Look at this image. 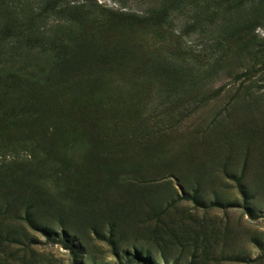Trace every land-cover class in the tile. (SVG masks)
<instances>
[{
    "label": "rangeland",
    "instance_id": "rangeland-1",
    "mask_svg": "<svg viewBox=\"0 0 264 264\" xmlns=\"http://www.w3.org/2000/svg\"><path fill=\"white\" fill-rule=\"evenodd\" d=\"M182 12L93 15L72 31L96 57L0 77V264H264V16L240 37Z\"/></svg>",
    "mask_w": 264,
    "mask_h": 264
},
{
    "label": "trees",
    "instance_id": "trees-1",
    "mask_svg": "<svg viewBox=\"0 0 264 264\" xmlns=\"http://www.w3.org/2000/svg\"><path fill=\"white\" fill-rule=\"evenodd\" d=\"M28 1L30 0H0V60H3L0 62V77L12 73L16 66L18 67L13 71L16 75L28 67L42 69L49 63L51 69L54 63L60 64L74 58L70 55L74 51H77L75 56L85 51L90 58L96 57L95 45L89 44L93 40L81 32L72 31L74 23L78 24L76 22L93 15L101 23L104 22L101 27H106V21L117 17L169 30L176 15L182 11L190 13L197 20L219 12L230 13L238 17L232 31L238 30L242 34H239L240 37L255 30L264 16V0H156L152 9L142 13H125L103 7L96 9L86 4L91 0H36L37 5L34 6H29ZM61 16L67 18L65 35L47 37L41 30L40 22L49 17ZM105 31L109 33L111 29ZM77 37L78 41L73 44ZM108 44L109 42H105L102 49L107 48ZM69 47L72 48L70 53L67 52ZM6 49L9 52L3 51ZM24 59L29 64H21Z\"/></svg>",
    "mask_w": 264,
    "mask_h": 264
}]
</instances>
